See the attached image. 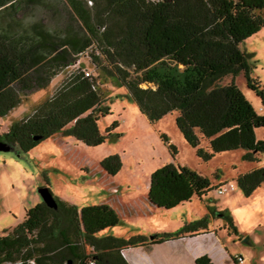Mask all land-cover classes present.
<instances>
[{
  "label": "trees",
  "instance_id": "1",
  "mask_svg": "<svg viewBox=\"0 0 264 264\" xmlns=\"http://www.w3.org/2000/svg\"><path fill=\"white\" fill-rule=\"evenodd\" d=\"M263 27L264 0H0V117L24 96L47 88L91 48L98 77L124 85L151 123L177 112L176 125L199 157L241 148L245 160L259 163L264 138L257 129L264 127V114L256 113L235 78L243 74L264 106V84L252 76L254 53L241 47ZM86 72L82 65L73 69L53 94L13 121L0 141L22 154L58 132L88 146L120 136L119 120L100 130L99 121L112 114L109 97L101 87L105 82ZM228 76L232 80L223 83ZM161 137L175 158L177 146ZM122 165L118 154L100 162L110 176ZM236 181L250 196L264 184V164ZM224 185L169 162L151 174L147 202L155 210L173 209ZM41 187L53 194L48 178ZM55 198L56 208L42 201L0 234V264H131L123 250L207 232L211 215L237 233L229 211L217 215L207 205L208 215L174 232L100 236L119 222L111 205L80 208ZM196 264L214 262L203 254Z\"/></svg>",
  "mask_w": 264,
  "mask_h": 264
},
{
  "label": "rangeland",
  "instance_id": "2",
  "mask_svg": "<svg viewBox=\"0 0 264 264\" xmlns=\"http://www.w3.org/2000/svg\"><path fill=\"white\" fill-rule=\"evenodd\" d=\"M241 47L254 53L257 63L252 76L264 84V27L247 38ZM92 50L90 48L80 55L76 64L67 67L47 88L24 96L19 106L5 117H0V134L6 132L13 121L25 116L53 94L73 69L82 65L87 72L98 77L100 70L92 61ZM98 79L105 82L101 87L109 97L106 104L112 112L99 121L100 130L104 132L114 120H119L117 132L120 136L111 137L98 146H88L75 137L58 132L22 154L13 149L0 150V234L20 224L27 209L44 201L39 188L48 178L54 196L64 201L80 208L107 203L116 210L118 224L101 231L100 236L150 237L155 233L174 232L185 222L208 215L207 205L216 208L217 215L229 211L237 233L221 216L211 215L209 223V229L222 240L228 253L220 248L217 237L213 235L200 239L199 251L206 253L219 247L223 254L219 252L218 264H233L229 261L230 255L236 257L239 264H264V184L246 196L236 181L238 174L263 165L264 154L260 155L259 163L245 160V150L241 148L217 153L211 159L204 160L178 129L177 112L151 123L124 85H118L104 74ZM231 80L232 77L228 76L223 83ZM235 82L253 104L256 113L264 114L260 98L247 87L244 75L236 77ZM162 133L177 146L175 158L162 139ZM257 136L264 138V127L257 129ZM200 146L207 148L208 143L202 140ZM112 154H118L123 163L114 176L107 174L100 166L101 160ZM169 162L187 165L208 176L215 185L225 184L227 189L223 193L212 190L203 198L194 196L190 202L173 209L150 208L147 193L151 174ZM141 250L137 249L133 257L146 264L148 260L141 255Z\"/></svg>",
  "mask_w": 264,
  "mask_h": 264
},
{
  "label": "crops",
  "instance_id": "3",
  "mask_svg": "<svg viewBox=\"0 0 264 264\" xmlns=\"http://www.w3.org/2000/svg\"><path fill=\"white\" fill-rule=\"evenodd\" d=\"M60 75L61 74H59L57 77ZM149 210L151 211L152 209H148V211ZM211 235L217 237L216 233H214L210 228L209 231L194 236H185L178 239H172L162 243L153 244L151 246L130 247L123 250V254L131 264L140 263L133 257V254H137V249H142L141 255L146 257L148 260V263L146 264H196L197 257L203 254H208L212 258L214 264H218V260H220L219 252L223 254V251H221L220 248H224V250L227 252V248L224 247V243L220 238L217 237V243L220 245L216 243L220 246V248L214 247V250H208L206 253H204L205 251L203 250L199 251L198 248L200 239L209 237ZM226 256H228V254H226ZM232 257L233 256L230 255L229 261L235 264Z\"/></svg>",
  "mask_w": 264,
  "mask_h": 264
},
{
  "label": "water",
  "instance_id": "4",
  "mask_svg": "<svg viewBox=\"0 0 264 264\" xmlns=\"http://www.w3.org/2000/svg\"><path fill=\"white\" fill-rule=\"evenodd\" d=\"M10 149H12L11 146H9L4 141H0V150H10ZM39 191L41 192L44 202H46L47 205L55 208L57 207L58 205L57 200L47 187H40Z\"/></svg>",
  "mask_w": 264,
  "mask_h": 264
},
{
  "label": "built area",
  "instance_id": "5",
  "mask_svg": "<svg viewBox=\"0 0 264 264\" xmlns=\"http://www.w3.org/2000/svg\"><path fill=\"white\" fill-rule=\"evenodd\" d=\"M86 74L89 75L90 72H86ZM232 187H233V185H232ZM226 189H227L226 187H223V188L219 189L218 191H219L220 193H223Z\"/></svg>",
  "mask_w": 264,
  "mask_h": 264
}]
</instances>
